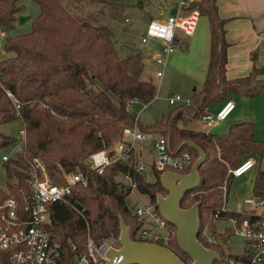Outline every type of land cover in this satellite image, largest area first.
Here are the masks:
<instances>
[{
    "label": "trees",
    "instance_id": "16d2710c",
    "mask_svg": "<svg viewBox=\"0 0 264 264\" xmlns=\"http://www.w3.org/2000/svg\"><path fill=\"white\" fill-rule=\"evenodd\" d=\"M21 1L0 0V32L4 33L0 39L1 52L12 54L0 60V84L19 105L16 115L10 100L0 89V127L18 120L25 133L22 149L13 159L3 162L5 190H0V201L17 198L20 190H26V162L36 158L54 184L62 182V173L77 172L86 179L83 186L76 185L70 190L65 202L47 207L51 238L59 245L65 264H74V256L84 253L87 237L95 243L117 239L119 219L128 228L129 239L135 241L144 223L125 203L130 187L115 178L128 177L135 191L155 205V195L162 191L158 180L160 173L151 168L154 181L146 182L142 173L133 171L136 159L132 156L125 162L106 166L101 174H95L86 164L89 156L109 150L119 141L123 127L135 125L143 134L164 139L170 154L187 152L191 165L198 154L182 143H191L202 151L204 161L197 169L199 183L182 196L179 207L185 209L197 203L196 238L204 248L216 252L221 260L224 257L247 259L244 253L239 256L224 253L222 246L232 235L230 228L217 235L215 245L205 243L202 235L214 237L212 216L220 209L223 194L226 198L232 178L228 171L245 160H252V153L257 156L252 161L258 166L264 139L253 140V125L248 121L231 124L220 135L178 126V123L184 124L187 117L199 120L209 106L225 103L228 94L251 99L264 92V66H253L243 79L224 78L225 45L219 25L214 23L213 0H198L190 8L199 15L204 11L203 3L211 9L207 14L211 37L209 63L201 90L192 93L188 105L175 106L166 118L144 128L136 123L128 108L131 100L149 106L156 93L150 77L152 69L150 71L149 67L152 66L149 63L148 67L143 55L130 50L119 57L111 30L100 23L105 22L103 17L96 16L93 21L78 20L59 0H31L38 6V14L31 20L29 31L9 35L21 13ZM85 1L107 6L106 0ZM140 4L137 3L138 8ZM98 9L102 12V8ZM11 142L15 139L0 133V146ZM250 191L253 196H264V173L258 168ZM229 218L240 224L244 220L250 223L254 217L247 210L220 214V219ZM170 250L183 264L191 262L175 240ZM0 264H9L3 252H0Z\"/></svg>",
    "mask_w": 264,
    "mask_h": 264
},
{
    "label": "built area",
    "instance_id": "2783aa9c",
    "mask_svg": "<svg viewBox=\"0 0 264 264\" xmlns=\"http://www.w3.org/2000/svg\"><path fill=\"white\" fill-rule=\"evenodd\" d=\"M169 1V0H166ZM197 0H173L171 12L158 20H150L140 36V44L148 45L150 42L158 44L155 51L145 54L148 62L152 65V76L160 80L167 63V58L174 52L178 44L175 31L190 37L196 27L199 14L195 9H190ZM173 11V13H172ZM127 22V20H125ZM4 33L0 32V39ZM144 56V55H143ZM10 100L17 115L18 103L13 97L4 91ZM168 105H188L189 101H182L178 96L167 100ZM142 105L146 108L148 104L131 100L128 108ZM176 105V106H177ZM231 102H225L214 116L204 112L199 121L210 128L217 123L224 121L233 110ZM120 140L115 142L109 150L97 152L86 159L89 169L95 174H101L102 170L115 162H125L130 156L136 159L132 169L135 173H142L140 165V153L137 150L139 144L148 137L137 130L136 126H125L121 130ZM17 146L22 149L25 142V133L22 124L15 139ZM155 157L151 162L154 172L162 174L166 171L189 172L191 163L187 152L170 154L164 139L156 137L153 139ZM2 162L8 159L1 157ZM254 167L252 160H245L234 169L228 171V175L238 178ZM26 190H20L19 196L8 197L0 201V252L7 255L9 264H65V258L60 251L59 245L51 238V223L47 207L54 203L65 202L70 190L76 186H83L85 177L80 173H62V182L54 184L50 181L43 165L33 158L26 162ZM128 187L135 190L128 177ZM224 193V189H221ZM222 204L218 211L212 216V220H219L220 214L225 212L224 194ZM245 210L252 212L253 221L247 220L237 224L234 218L226 219L230 223V230L233 235L238 236L247 242L245 256L247 259H233L224 257L214 264H264V196H248L243 200ZM74 208V207H73ZM133 215L144 223L143 227L135 235L136 242L153 243L170 250L175 240L176 230L165 222L159 215L156 205L150 203L138 204L131 208ZM202 240L211 245L217 244L216 240L202 235ZM118 249V238L104 240L95 243L89 237L85 241L83 254L74 256V264H104L107 260L108 249ZM74 248L71 247V251ZM171 251V250H170ZM213 264V263H212Z\"/></svg>",
    "mask_w": 264,
    "mask_h": 264
},
{
    "label": "rangeland",
    "instance_id": "374dc122",
    "mask_svg": "<svg viewBox=\"0 0 264 264\" xmlns=\"http://www.w3.org/2000/svg\"><path fill=\"white\" fill-rule=\"evenodd\" d=\"M59 1L61 5L69 12V14L78 20L93 21L92 19H94L96 16L103 17L105 22L100 23L107 25V27L111 30L113 41L115 42V49L119 57H123L129 50H141L143 55V50L145 49V45H141L139 42L143 29V23L138 22L136 25L126 24L123 22L124 18L130 19L131 23H133L136 22V19L138 18L141 20H146L148 15L152 16L162 11L165 12L164 5L161 0H106L107 6L105 7L104 5H91L85 0ZM137 3L142 4L141 9L137 7ZM20 4L22 6V16L28 19L22 24H18L16 22L14 25V30L10 32L9 35L27 33L30 29L31 20L38 14V6L31 0H22ZM98 8H102V12H99ZM202 10H204L202 11V15L211 13V9L207 3H203ZM200 21L201 19L198 18L197 24H200ZM175 35L179 42L175 46L174 51L176 54L184 53L185 46H187L188 42L191 41V38L180 34L178 31H175ZM1 47L2 42H0V60L12 56V54H2ZM146 63L149 67V63L147 61ZM195 65L197 64L193 61V57L191 55L189 58H186L184 63H181L180 66L168 65L162 80H156L150 75L152 83L156 88V93L153 100L150 102L149 107L143 108L142 105H137L131 108V114L135 117V121L139 126L142 128L150 127L153 126L156 121L166 118L169 112L178 104L168 105L167 100L173 96H178L182 101H189L193 92H198L201 90V82L198 80V78H195V75H198L199 77V75H202L203 73L201 71V67L198 68ZM151 69L153 71V68L149 67L150 71ZM240 98L241 97L235 94H228L226 96V102L229 101L235 106V110L232 114L234 116L238 115L242 117V120H240L241 122L248 121L253 125V140H263L264 92L258 94L253 99H246L244 102H242ZM220 108V104H213L208 107L206 113L210 116H214ZM228 123L229 120H225L222 123H217L214 126L208 128L204 124H200L198 119L191 120L189 117H187L185 123H178V126L199 132L208 130L210 134L220 135L227 131ZM19 129L20 122L18 120H14L1 126L0 133L8 139H16ZM147 136L148 137H146L139 144V148H137V150L139 151L140 149L139 161L140 165L143 167L142 176L146 182L152 183L154 181V177L151 170V162L155 157V151L153 149V138L150 137L151 135ZM154 137L156 138L157 136ZM19 149L20 148H17L16 146V141L0 146V190H5V171L4 163L2 162L1 157L5 156L8 160H11L15 157V154ZM250 157L253 161H255L257 156L252 153L250 154ZM166 172H172L179 175L187 174L185 172L178 171ZM251 172H249L248 175H251ZM247 177L249 176H245L244 179L246 180ZM115 180L123 185H128L127 180L121 176H117ZM239 185L241 184H237L236 181H230L228 186L230 188L228 195L229 199H238L237 197L233 198L232 195H237L235 194V188H238ZM247 187L248 184L246 180V186L244 188L243 195H247ZM157 195L164 197L166 192L162 189L160 193L155 195V198ZM147 202V197L145 195H140L134 189H132L129 195H127L125 198V203L129 209L137 206L138 204H146ZM230 227V223L226 219L214 221L215 232L213 238L216 240V242H218L217 235L222 234L224 229ZM222 248L224 253L230 254L232 256H239L246 251L244 240L233 234L229 237L226 244L223 245Z\"/></svg>",
    "mask_w": 264,
    "mask_h": 264
},
{
    "label": "crops",
    "instance_id": "0c3cea01",
    "mask_svg": "<svg viewBox=\"0 0 264 264\" xmlns=\"http://www.w3.org/2000/svg\"><path fill=\"white\" fill-rule=\"evenodd\" d=\"M161 1L164 5L165 12L162 11L152 16L148 15L146 20H141L138 18L136 19L137 21L133 23H131L130 19L124 18L123 22L126 24H135V25L138 22H142L143 23L142 32H143L145 25L149 22L148 20L162 19L163 17L168 15V13L171 12V8H170L171 5L169 4H171L173 0H169V1L161 0ZM213 6L215 9L214 13L216 16V21L214 23L215 25H219L218 30H220L221 32V39L225 45L223 51L224 59H225L224 78L226 80L243 79L247 76V74L249 73V71L253 66L256 68H260L264 66V0H213ZM141 8H142V4H140V9ZM20 15L22 16L21 13ZM199 18L201 19L200 24H196L193 34L189 37L191 38V41H189L187 46H185L184 53L176 54V52L174 51L167 58V63L164 68L163 75L168 65L180 66L181 63H184L186 58H189L192 55L193 61L198 65L195 66L198 68L201 67V71L203 74L199 75V77L198 75H195V78H198V80L201 82L202 85L206 75L207 66L209 63V50H210L211 37H210V25L207 14L205 15L201 14L199 15ZM125 20H127V22H125ZM144 48L145 49L143 50V55H144L143 57L148 62V59L146 57L147 54L149 56L150 52L157 50L158 44L154 42H150L148 45H145ZM135 51L142 54L141 50H135ZM162 78L160 80H162ZM240 99L242 102L246 101V99L244 98H240ZM223 104L221 103L220 107ZM234 110H235V106L233 110L229 113L227 118L225 119L227 121L229 120L228 127L231 124L239 123L241 122L240 120H242V117L238 115L234 116L232 114ZM198 122L201 124L199 120ZM202 132L209 133L208 130H203ZM150 137H152L153 139L155 138L154 136H150ZM139 153H140V149H139ZM256 167L258 168V171L260 173H264V150L258 166L254 164V167L251 170H249L247 173L242 175L241 177L231 178V181H236L237 184L240 183L241 185H239L238 188H235L236 189L235 194L237 195H232L233 198L237 197L238 199H229L228 195L230 192V188L227 190V194L224 202V209L226 212L238 213L246 209L243 204V200L248 196L252 195L250 189H251L252 180L257 170ZM249 172H251L252 174L248 175ZM245 176H249L246 178L248 184L247 193H246L247 195H243V191L246 186V180L244 179Z\"/></svg>",
    "mask_w": 264,
    "mask_h": 264
},
{
    "label": "water",
    "instance_id": "95a60500",
    "mask_svg": "<svg viewBox=\"0 0 264 264\" xmlns=\"http://www.w3.org/2000/svg\"><path fill=\"white\" fill-rule=\"evenodd\" d=\"M27 19L19 15L16 22L22 24ZM182 145L195 150L198 157L186 175L172 172H163L159 175V183L166 195L164 197L157 195L155 205L160 217L175 228L176 245L191 260L189 264H212L220 257L216 252L204 248L197 241V203L186 209L179 207L182 196L199 183L197 169L204 161V155L191 143L184 142ZM118 243V249H108L107 260L104 264H183L167 248L153 243L131 241L128 228L123 225L121 219H119Z\"/></svg>",
    "mask_w": 264,
    "mask_h": 264
}]
</instances>
